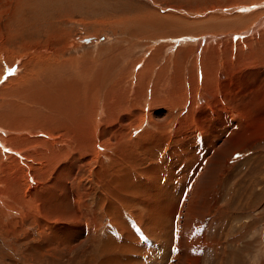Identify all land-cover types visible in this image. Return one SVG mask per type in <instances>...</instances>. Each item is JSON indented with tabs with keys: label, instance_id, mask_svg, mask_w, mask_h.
Listing matches in <instances>:
<instances>
[{
	"label": "rangeland",
	"instance_id": "obj_1",
	"mask_svg": "<svg viewBox=\"0 0 264 264\" xmlns=\"http://www.w3.org/2000/svg\"><path fill=\"white\" fill-rule=\"evenodd\" d=\"M0 264H264V0H0Z\"/></svg>",
	"mask_w": 264,
	"mask_h": 264
},
{
	"label": "bare ground",
	"instance_id": "obj_2",
	"mask_svg": "<svg viewBox=\"0 0 264 264\" xmlns=\"http://www.w3.org/2000/svg\"><path fill=\"white\" fill-rule=\"evenodd\" d=\"M161 23V22H160ZM165 25V24H164ZM175 26V25H174ZM89 38V37H87ZM91 38V37H90ZM83 39V38H82ZM151 73V71H149ZM67 78H65L64 82L66 81ZM75 84H79V79H74L73 80V86L75 89H78L75 87ZM79 86H82V83L79 84ZM60 92H59V95L64 97L67 93H68V90L66 88H64V84H61L60 85ZM115 89V88H114ZM174 89V88H173ZM174 92V90H173ZM172 92V94H173ZM111 93V92H110ZM144 96H146L145 94L147 93L145 90H144ZM162 93V91L160 92ZM166 93V92H165ZM142 94V92H141ZM176 94V93H175ZM174 96V95H173ZM112 97V95H111ZM51 99V98H50ZM143 99H145V97H143ZM53 104L50 106V107H47L49 108V113L47 112V114H43L45 113L44 111L40 112H36L34 113L36 115V120H35V123L37 124V120L39 122H42V118L43 117H46L47 120L45 122H43L45 125L48 126V130L44 131V133H49L50 131V126L54 125L56 123V126L59 127L61 129H66L68 131H72V133H70L73 138H76L77 139V143L75 144V148H78L79 151H81L80 149H84V148H89L90 146L93 145V147L98 144L99 145V148L101 150V147H102V153L101 155L104 156H107V154H104L105 153V149L107 150H110L109 148H107L103 142H101V140L99 139V135H98V132L96 131V126L98 125L97 123L99 122V118L100 117V113H101V105H99V102H96L97 105H95V110L91 111V110H88V108L90 107V102L87 101L86 99H82V102L80 103V106L79 108H75L74 110H71L70 109V106H69V103L66 102V105L63 104L64 101H59L58 98H55V99H51ZM43 103V100L41 101ZM112 104V103H110ZM114 104V103H113ZM41 105V104H40ZM42 106V105H41ZM39 107V106H38ZM37 107V108H38ZM46 107V106H45ZM111 107H113V105H111ZM44 110V108H43ZM47 110V111H48ZM46 111V110H45ZM89 111V112H88ZM93 112V113H92ZM92 114V116H90ZM43 115V116H42ZM98 115V117H97ZM29 116V115H28ZM42 116V117H40ZM28 118V117H27ZM26 119V118H25ZM25 121V120H24ZM106 121V120H105ZM38 125V124H37ZM55 126V125H54ZM40 127V126H39ZM63 127V128H62ZM53 129V128H52ZM51 129V130H52ZM49 131V132H48ZM48 135V134H47ZM149 137V136H148ZM142 140V139H141ZM125 144H122L119 146V148L117 149L118 151H121L122 150V156H120V154H117L118 155V159H116V161L119 162L118 166L121 167L123 162L124 161H127L128 160H132V157L130 156H127V158L125 157L127 153H130L131 151L129 149H125L124 150V147H125ZM156 144V143H155ZM69 145V144H68ZM70 146V145H69ZM127 147V146H126ZM68 149V148H67ZM95 150V149H94ZM78 151V150H77ZM127 152V153H126ZM70 153V152H69ZM78 153V152H77ZM58 154V153H57ZM125 155V156H124ZM130 155V154H129ZM133 157H134V154H133ZM220 157V156H219ZM218 157V158H219ZM217 158V157H216ZM120 159V160H119ZM96 160V159H95ZM114 162V159L112 160ZM112 164V163H111ZM110 164V165H111ZM113 165V164H112ZM102 167L100 165V168H98V172L95 173V177H96V181L101 183L102 185H100V187L105 191V197H109V195H112L114 196V178H110L108 179L107 177L104 176V174H106V172L108 171L109 169V173H113L112 172V167L110 166L109 168L105 169L104 172L102 170ZM207 171V170H206ZM209 171V170H208ZM207 171V173H208ZM62 172V171H61ZM122 172V171H120ZM64 173V172H63ZM206 173V174H207ZM67 174V173H66ZM114 174V173H113ZM205 174V173H204ZM205 174V175H206ZM65 175L64 174H60L61 177H63ZM124 176V175H123ZM209 176V175H208ZM111 177V176H110ZM204 180V179H203ZM166 183V182H164ZM206 183V182H205ZM127 186V185H126ZM123 188V187H122ZM125 188V187H124ZM123 188V189H124ZM126 190V189H125ZM124 191V190H123ZM198 191V190H197ZM202 191V189L200 190ZM199 191V193H201ZM125 192V191H124ZM207 192V191H206ZM206 194V193H205ZM202 195L203 193L199 196V198L202 199ZM159 197V196H158ZM110 198V197H109ZM158 199V198H157ZM198 199V198H197ZM160 200V199H159ZM158 201V200H157ZM156 201V205L158 206V203ZM155 206V205H154ZM158 208V207H157ZM151 211V210H149ZM150 214V213H149ZM160 223V222H159Z\"/></svg>",
	"mask_w": 264,
	"mask_h": 264
}]
</instances>
